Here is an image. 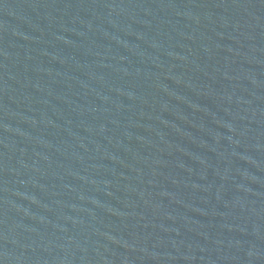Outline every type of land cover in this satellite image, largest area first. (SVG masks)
Wrapping results in <instances>:
<instances>
[{
    "label": "water",
    "instance_id": "water-1",
    "mask_svg": "<svg viewBox=\"0 0 264 264\" xmlns=\"http://www.w3.org/2000/svg\"><path fill=\"white\" fill-rule=\"evenodd\" d=\"M174 0H0V264H44L136 96Z\"/></svg>",
    "mask_w": 264,
    "mask_h": 264
}]
</instances>
